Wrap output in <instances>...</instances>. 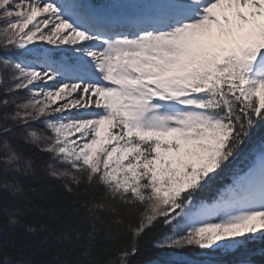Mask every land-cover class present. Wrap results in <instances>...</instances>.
<instances>
[{
	"label": "snow or ice",
	"instance_id": "snow-or-ice-1",
	"mask_svg": "<svg viewBox=\"0 0 264 264\" xmlns=\"http://www.w3.org/2000/svg\"><path fill=\"white\" fill-rule=\"evenodd\" d=\"M262 127L264 0H0V264H256Z\"/></svg>",
	"mask_w": 264,
	"mask_h": 264
},
{
	"label": "trees",
	"instance_id": "trees-1",
	"mask_svg": "<svg viewBox=\"0 0 264 264\" xmlns=\"http://www.w3.org/2000/svg\"><path fill=\"white\" fill-rule=\"evenodd\" d=\"M97 1V0H94ZM23 95V93H21ZM264 137V127H262L256 135L255 139H260ZM27 155V153H26ZM231 183L230 178H225L222 183L217 184L216 189L207 193L205 196H202V199H206L207 202L213 201L222 188H225L228 184ZM2 218V217H0ZM253 250V259L256 264H264V254H261V250L264 249V241H257L253 245L250 246ZM200 254L198 252L185 251L183 253L178 254L177 260H191L194 264H198L200 260Z\"/></svg>",
	"mask_w": 264,
	"mask_h": 264
}]
</instances>
